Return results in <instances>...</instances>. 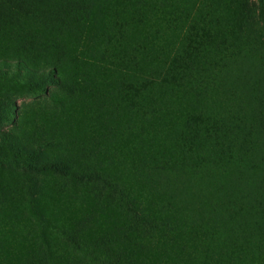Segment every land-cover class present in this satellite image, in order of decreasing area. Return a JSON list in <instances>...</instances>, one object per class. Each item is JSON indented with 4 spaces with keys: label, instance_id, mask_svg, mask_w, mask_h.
I'll use <instances>...</instances> for the list:
<instances>
[{
    "label": "rangeland",
    "instance_id": "rangeland-1",
    "mask_svg": "<svg viewBox=\"0 0 264 264\" xmlns=\"http://www.w3.org/2000/svg\"><path fill=\"white\" fill-rule=\"evenodd\" d=\"M0 264H264V0H0Z\"/></svg>",
    "mask_w": 264,
    "mask_h": 264
},
{
    "label": "trees",
    "instance_id": "trees-1",
    "mask_svg": "<svg viewBox=\"0 0 264 264\" xmlns=\"http://www.w3.org/2000/svg\"><path fill=\"white\" fill-rule=\"evenodd\" d=\"M94 175H95V179H97V180H99V181H101V182H103L105 184H109V180L106 177H104V176H102V175H100L98 173H94ZM136 211L138 212V215H139L140 214L139 206H137V208L135 209V212ZM149 223L151 224V223H154V222L149 220Z\"/></svg>",
    "mask_w": 264,
    "mask_h": 264
}]
</instances>
